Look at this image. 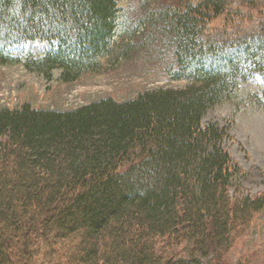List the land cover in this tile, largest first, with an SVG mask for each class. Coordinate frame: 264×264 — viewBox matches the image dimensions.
I'll use <instances>...</instances> for the list:
<instances>
[{"label": "trees", "instance_id": "obj_1", "mask_svg": "<svg viewBox=\"0 0 264 264\" xmlns=\"http://www.w3.org/2000/svg\"><path fill=\"white\" fill-rule=\"evenodd\" d=\"M122 1L0 0L2 63L10 47L57 43L25 66L71 84L119 36L124 54L170 56L165 73L184 83L69 110L0 107V264H227L264 211V194L237 195L248 173L227 129L203 123L264 76V0L240 3L258 12L247 29L224 0H150L130 29Z\"/></svg>", "mask_w": 264, "mask_h": 264}, {"label": "rangeland", "instance_id": "obj_2", "mask_svg": "<svg viewBox=\"0 0 264 264\" xmlns=\"http://www.w3.org/2000/svg\"><path fill=\"white\" fill-rule=\"evenodd\" d=\"M149 1L121 2L120 6L123 5L127 12V26L130 29L135 26V20L142 16L141 19H144V10L148 6L154 7ZM197 1L191 0L192 5H197ZM224 1L227 8L238 10L246 16L242 22L245 29L250 26V17L258 14L240 6V3L250 0ZM118 22L120 19L117 25L120 24ZM226 24L228 22L222 16L207 28L218 29L213 30L214 34L221 33L220 29ZM144 29L141 26L137 29L138 33H145ZM225 30L228 31V27ZM125 42L123 38L115 36L108 54L104 58L95 57L94 61L98 64L96 70L82 72L71 84L57 81V69L53 70L52 81H45L33 70L35 64L29 65L30 69L25 66L26 59L35 63L55 51L57 43L29 42L10 47L3 54L6 58L4 63L0 62V107L17 109L28 104L34 109L69 110L100 98L111 97L116 101H124L146 89H181L184 86L182 81L172 80L165 73L167 64L172 61L170 56L164 53L161 58L160 54L150 57L149 50L156 49L152 45L143 48L137 45L133 51L128 50L124 54ZM124 56L127 57L124 59ZM210 122L227 129L228 138L222 145L242 170L248 173L237 195L264 194V76L254 74L252 78L240 81L228 100L216 105L204 116L203 123ZM203 261L207 262L208 259ZM226 263L264 264V211L256 218L250 231L240 239L237 249L226 257Z\"/></svg>", "mask_w": 264, "mask_h": 264}]
</instances>
